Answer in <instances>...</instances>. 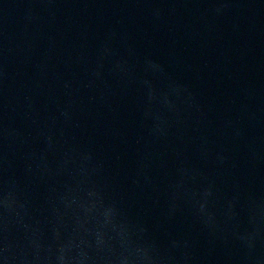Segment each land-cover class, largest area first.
<instances>
[{
    "label": "water",
    "instance_id": "obj_1",
    "mask_svg": "<svg viewBox=\"0 0 264 264\" xmlns=\"http://www.w3.org/2000/svg\"><path fill=\"white\" fill-rule=\"evenodd\" d=\"M0 264H264V0H0Z\"/></svg>",
    "mask_w": 264,
    "mask_h": 264
}]
</instances>
